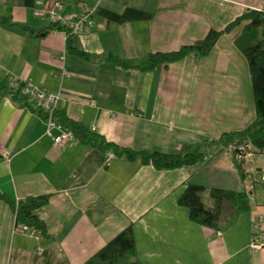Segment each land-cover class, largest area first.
I'll use <instances>...</instances> for the list:
<instances>
[{
	"label": "crops",
	"instance_id": "0c3cea01",
	"mask_svg": "<svg viewBox=\"0 0 264 264\" xmlns=\"http://www.w3.org/2000/svg\"><path fill=\"white\" fill-rule=\"evenodd\" d=\"M64 2L90 8L95 27L68 38L34 15L37 0H0V18L11 23L0 24V82L28 79L59 92L57 114L135 151L174 154L249 125L264 127L235 44L241 26L222 34L208 55L151 71L106 58L178 49L245 10H264L263 0ZM68 44L90 58L70 53ZM45 129L43 115L0 87V196H48L36 210L46 228L39 240L16 231L14 211L0 198V264H83L129 225L140 264H264V245L249 246L254 221L264 219V151L244 142L195 165L156 169L122 156L107 160V152L78 140L57 146ZM189 182L246 190L250 208L221 230L192 222L178 204ZM260 230L264 235V221Z\"/></svg>",
	"mask_w": 264,
	"mask_h": 264
},
{
	"label": "trees",
	"instance_id": "16d2710c",
	"mask_svg": "<svg viewBox=\"0 0 264 264\" xmlns=\"http://www.w3.org/2000/svg\"><path fill=\"white\" fill-rule=\"evenodd\" d=\"M0 24L11 25L5 18H0ZM239 26H241V31L235 38V44L247 62L255 119L259 120L264 118V10H245L223 29H210L201 40L183 44L175 50L152 52L139 60L122 59L112 54H108L106 58L122 68L151 71L159 66L179 61L189 54H195L197 57L208 55L222 34ZM51 29L52 26L49 25V30ZM70 36L71 34L68 38ZM68 51L82 58H90L88 54L74 49L70 44H68ZM0 87L7 88L13 99L26 100L17 90L9 87L8 81L0 82ZM34 111L42 115L41 111ZM53 116L61 126L73 131L76 140L97 147L104 152H111L114 156H122L128 161L138 160L143 164H152L156 169H174L195 165L202 161L208 153L216 152L227 146H238L244 142L253 146L257 152L264 151V127L254 129L249 125L238 131L223 133L216 139L183 146L178 153L166 154L135 151L118 146L106 141L104 137L89 130L81 123L69 119L64 113L57 114L55 110ZM236 167L243 178L241 164L236 163ZM0 198L4 199L14 211L16 231H19L20 226L27 225L39 230L40 235L45 234V223L40 219L36 210L47 203V195L27 197L18 202H12L4 196ZM178 204L188 209L189 219L192 222L216 230L229 227L240 213L250 208L249 194L246 190L207 188L192 182L185 185ZM83 264H140L135 258L132 225L116 234Z\"/></svg>",
	"mask_w": 264,
	"mask_h": 264
},
{
	"label": "built area",
	"instance_id": "2783aa9c",
	"mask_svg": "<svg viewBox=\"0 0 264 264\" xmlns=\"http://www.w3.org/2000/svg\"><path fill=\"white\" fill-rule=\"evenodd\" d=\"M34 15L44 18L52 26L51 31L64 32L67 35L84 34L93 29L96 24L93 11L90 8L70 9L65 5L64 0H37ZM7 81L12 90H17L21 96L26 98L29 107L41 111L46 122L45 134L52 138L55 145L62 146L67 142L76 140L73 131L61 126L53 116L56 105L61 98L59 92L38 86L28 79L20 80L9 77ZM54 130H58V133H54ZM238 149L242 151L243 147H238ZM113 156L111 152L106 154L107 160L113 158ZM250 188V186H247V189ZM263 221V217H259L253 223L254 234L249 243L251 248H260L264 245V235L260 230ZM18 230V232L24 233L35 240L40 239V232L34 227L22 225Z\"/></svg>",
	"mask_w": 264,
	"mask_h": 264
}]
</instances>
